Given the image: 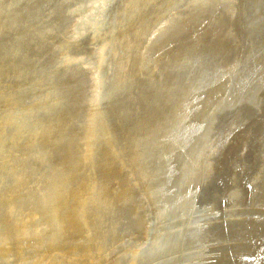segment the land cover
<instances>
[{"label":"bare ground","instance_id":"bare-ground-1","mask_svg":"<svg viewBox=\"0 0 264 264\" xmlns=\"http://www.w3.org/2000/svg\"><path fill=\"white\" fill-rule=\"evenodd\" d=\"M192 1L110 0L87 114L72 61L89 39L58 36L72 2L0 0V264H107L138 240L147 190L148 243L115 264H263L264 0L193 6L141 54Z\"/></svg>","mask_w":264,"mask_h":264},{"label":"rangeland","instance_id":"rangeland-1","mask_svg":"<svg viewBox=\"0 0 264 264\" xmlns=\"http://www.w3.org/2000/svg\"><path fill=\"white\" fill-rule=\"evenodd\" d=\"M65 1H70L72 4L66 9L65 15L67 17V22L65 23L64 27L61 30V33L59 36V39L62 42L65 43H75V42H80L84 38H88L89 41L86 43V47L90 49V56L84 55H77L73 59L72 62L76 63L77 66L80 64V68L84 71L82 73V81H83V90H84V97L82 100L83 105H85V109H87V114L94 110L95 107L97 106L99 99H100V93H101V87L99 84V77H100V65L102 64L103 60L105 59V52H104V45H98L94 44L95 41L93 39H90L93 35L102 33L97 31V22L101 21L103 13L106 11L107 7L110 4V0H76L77 2H73L75 0H65ZM208 0H194L192 2L187 3L186 5H182L179 8L171 11L164 19H162L159 23L155 25V27L149 32L147 35V39L144 42L143 47L141 48L140 52L141 54H144L146 51V47L151 46V43L154 41L161 39L164 37L166 32L171 29V25H175V21L179 20L181 18V14L185 11H188L191 7H196L198 8L197 10H200V13L205 12L206 10H213L215 3L218 0H213L212 2H207ZM111 5V4H110ZM189 19V17H188ZM188 23L187 21H183ZM165 34V35H164ZM104 53V54H103ZM87 57V58H86ZM86 58V59H85ZM264 93L262 92L258 98V101L260 97H262ZM247 100V99H246ZM245 100V101H246ZM264 104V97H263V103ZM260 107V105H258ZM264 108V107H263ZM85 113V112H84ZM86 120H89V117L86 118ZM88 127V126H87ZM87 135V134H85ZM229 146V145H228ZM229 149H231L229 147ZM226 154V153H225ZM227 156V155H226ZM212 171H215L214 169H211ZM171 177H174L171 176ZM207 187V192L208 190L211 189L213 186H206ZM206 189L204 188L203 191ZM72 192V189L67 192L66 195ZM175 192V191H174ZM173 194H169L168 196H173ZM208 194V193H207ZM147 195L149 196L148 190H147ZM145 194V196H138V193L132 194V197L136 198V203H138V206H134L132 209H134L133 216L136 213H140L139 219L143 220V224L139 226V231H138V240L135 241L133 244L127 246L126 249L121 251L118 255H116L114 258H112L107 264H115L117 262L123 261L128 254L134 253L137 248L144 247L149 240V236L145 234V231H149L152 223L151 221L147 220L149 219V216L152 218V213L149 211V207L151 206L152 209V204H151V199ZM58 196V195H56ZM147 196V197H146ZM185 199V197H182ZM197 198V195H195V199ZM193 198H191V204L194 202ZM134 200V199H133ZM147 200H150L147 201ZM161 200V199H159ZM169 200L168 198H165L164 201ZM146 201L148 203H146ZM66 202V197H61L59 200L56 201L55 206L53 209L48 207V210H51L52 217H53V211L56 207L60 206L62 203ZM135 202V201H134ZM193 203V205H194ZM148 204V205H147ZM150 204V205H149ZM69 206V204H68ZM148 207V208H147ZM131 208V206H130ZM130 208L126 209L128 215L130 216V219L135 222L134 220L136 217H132ZM193 208V206H192ZM192 208L189 210H184L185 215H188L189 212L192 211ZM129 211V212H128ZM59 212V218L65 219L64 222L68 221L67 213L69 212L67 210V206L61 205V210ZM150 214V215H149ZM64 215V217H63ZM66 215V216H65ZM132 217V218H131ZM138 221V220H137ZM150 222V223H149ZM158 222L161 223L162 225V217L161 219L158 220ZM68 225V224H66ZM163 227L161 231L157 233V238L159 237L160 240H164L163 242H168L171 238H173L174 242V234L169 233V231ZM166 232L169 234H166ZM174 233V232H173ZM186 233V232H185ZM164 234V235H163ZM172 235V236H171ZM185 235V234H184ZM164 236V237H163ZM168 236V237H167ZM170 237V239H169ZM162 238V239H161ZM168 240V241H167ZM86 241V240H85ZM188 252V251H187ZM185 252V253H187ZM263 254V264H264V246L261 247L260 249V255ZM188 255V254H187ZM89 256H91L89 254ZM89 258V257H88ZM86 258V260L88 259ZM91 259V258H90ZM89 260V259H88ZM87 260V261H88ZM252 263V262H251ZM123 264V263H120Z\"/></svg>","mask_w":264,"mask_h":264}]
</instances>
